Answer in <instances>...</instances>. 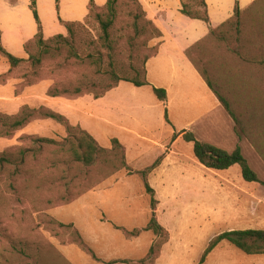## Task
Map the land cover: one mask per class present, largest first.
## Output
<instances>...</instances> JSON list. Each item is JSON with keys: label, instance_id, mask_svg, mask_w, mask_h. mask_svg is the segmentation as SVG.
<instances>
[{"label": "crops", "instance_id": "obj_1", "mask_svg": "<svg viewBox=\"0 0 264 264\" xmlns=\"http://www.w3.org/2000/svg\"><path fill=\"white\" fill-rule=\"evenodd\" d=\"M91 1L103 7L109 0H0L2 47L26 59V45L40 29L45 40L68 36L67 24L84 23ZM139 1L160 31L157 54L145 65V86L121 81L100 97L52 96L53 81L23 86L0 57V77H6L0 81V126L5 128L1 119L19 118L25 109V116L30 112L33 116L10 136L0 135V154L21 146L22 138H66L65 125L37 112L45 111L80 127L101 148L111 149L113 141H119L133 170H121L73 202L50 210L58 222L73 225L97 257L75 246L65 248L67 260L74 264L145 259L158 239L145 230L153 214L168 233L155 264H198L214 237L229 231H264V194L257 191L258 183L246 182L239 165L221 171L205 167L195 157L194 144L184 139L193 133L199 141L228 152L240 147L244 156L243 146L250 147L233 125L232 129L224 126L230 117L188 56L193 46L208 37L209 25L182 14L181 0ZM205 1L211 27L218 28L233 17L236 0ZM256 1L239 0L241 10ZM155 88L166 91V101L157 98ZM143 177L154 191L155 209ZM135 230L140 234L129 237L125 232ZM228 244L220 243L204 264H232L237 254ZM249 257L254 264H264V255Z\"/></svg>", "mask_w": 264, "mask_h": 264}, {"label": "rangeland", "instance_id": "obj_2", "mask_svg": "<svg viewBox=\"0 0 264 264\" xmlns=\"http://www.w3.org/2000/svg\"><path fill=\"white\" fill-rule=\"evenodd\" d=\"M185 1L199 11L200 0ZM131 12L137 14L130 0H120L108 46L100 39L101 29L94 18L81 23L84 27H76L67 43L46 40L40 45L33 41L26 46L27 61L12 75L23 80V86L51 80L59 92L73 95L77 89L99 95L115 86L108 73L112 70L119 78H143L146 60L156 52L160 35L144 19L140 21L142 32L136 35ZM240 21L237 36L233 31L226 42L208 36L191 57L214 91L230 104L236 121L226 112L232 121L225 120L224 126L233 125L239 138L249 142L250 147L243 146L245 157L264 181V0L242 10ZM99 55L103 59L97 63ZM89 56L95 58L89 60ZM8 128L0 126V133ZM20 145L0 154V264H74L67 260L64 249H82L76 244L74 229L51 221L49 200L61 195L77 198L87 192L115 169L108 162L113 156L103 155L96 166L85 167L74 161L69 147L37 143L34 138H22ZM28 149L31 152L25 156L20 154ZM205 178L209 177H199ZM65 183L70 184L68 192ZM255 187L264 194L260 184ZM232 249L237 254L232 264L240 259L242 264H254L249 260L254 258Z\"/></svg>", "mask_w": 264, "mask_h": 264}, {"label": "trees", "instance_id": "obj_3", "mask_svg": "<svg viewBox=\"0 0 264 264\" xmlns=\"http://www.w3.org/2000/svg\"><path fill=\"white\" fill-rule=\"evenodd\" d=\"M119 2L120 0H109L105 6L98 7L94 4L93 1H91L89 5V15L87 18H94L96 22L99 24L100 29H101V34H102L100 39L103 40L105 46H108L110 43V36H111L110 32L115 22L118 19ZM181 2H182V10H181L182 14H184L185 16L191 19L201 20L209 25L210 32L208 36H213V37H216L218 40L226 42L229 40L230 37H233V31H235L236 36H237V33L238 34L240 33V24H241L240 19L242 15V10L240 8L239 0H236L233 17L230 18L228 21H226L221 26H219L218 28H213L210 26V17H209L208 8H207V4L205 0L199 1V11H193L190 8V5L185 0H181ZM130 3H131V6L137 12L136 15L133 14V12L129 13L133 17V28L136 32V35H139L142 32L140 28V21H142L143 19H144V22H146L147 26L152 28L154 32H157L160 35V31L157 28V26L152 21H149L146 18V12L143 8V5L140 3V1L130 0ZM32 8L34 11L35 19L39 23L40 22L39 16H38L37 11L35 10V2H33ZM76 27L82 28L84 26H82L81 23H69L67 24L69 37L57 36L52 39H49L48 42H51L53 40H60L64 43H67L69 41V38L74 35V29ZM33 41H36L40 45L45 44L44 41L46 40L43 37L41 29L39 30V33L35 37V39L30 41L28 44H31ZM201 42L197 43L195 46H193L188 51V56L191 59V61H192V57H191L192 51L197 46H199ZM157 51H158V48L156 52L146 60V63L150 58H152L153 56L157 54ZM0 54L6 59L7 63L10 65L11 67L10 72L20 67L23 63L27 61L25 59L15 57L14 55L8 53L2 47L1 33H0ZM30 58H32V56ZM87 58L90 60V59H94L95 57L89 56ZM102 59L103 58L101 56L100 57L97 56L96 58L97 63L102 62ZM193 63H194V60H193ZM108 73L109 75H111L112 78H114L116 85L119 84L121 81L130 82L137 87H142L148 84V81L146 79V72H144L143 78L141 79L137 78V79H132V80L126 79V78H119L117 73L113 70ZM5 78H6L5 76L0 77V81H4ZM206 81L209 87L214 91L211 82L208 79H206ZM115 86L110 87L104 93L99 94V95L93 94V93H82L81 89H77L74 95L70 94L68 91L61 93L58 91V89H56V87L53 86L50 90V94L52 96H65V97H71V98L85 95V94H93L95 95V97H100L104 95L106 92H108L109 90H111L112 88H114ZM154 93L159 100L161 101L167 100V93L164 89L155 88ZM216 95L221 101L226 112L236 121V116L231 110L230 104L223 97H221L218 93H216ZM26 112L27 110L25 109L21 117L16 118V119L7 118L8 122L10 121L9 122L10 126L8 125V122H5L4 125L7 128L9 126V128L6 131V133H3V134L0 133V135L10 136L12 134V131L16 130L17 128L23 127L29 120H31V118L33 117L32 112H30V114H27V116H25ZM37 112L40 114H43L44 117H49V118L55 119L58 122L62 123L63 125L66 126V131H67V137L62 142H57L53 139L34 138L37 143H47V144H52V145H57V146H63V148L69 147L68 150L70 151V154L73 157L74 161L82 163L85 167L96 166L98 164V161L101 160V156L103 155L113 156L112 159H110L108 162L112 163L115 169L110 174H108L106 177H102L101 179L97 180L95 184L92 186V188H95L96 186L101 184L104 180H106L107 178L111 177L112 175L116 174L117 172L121 170L126 169L130 173H133V170L128 166L126 162L125 149L119 143V141L114 140L112 143L111 149L101 148L91 135H89L86 131H84L80 127L72 126L63 116H60V115H57L51 112H44V113L42 111H37ZM166 119L168 120V113L166 114ZM184 139L185 141L194 144L195 157L205 167L212 169V170L221 171V170H227L234 165H239L242 169V175L246 182L258 183L264 188V181L260 179L256 171L250 166L248 160L243 155L240 147L236 148V150H234L233 152H228L213 144L199 141L193 133L186 134L184 136ZM28 152H31V149L23 150L21 151L20 154L22 156H25ZM104 161H107V159H104ZM158 164H159V161L155 163L153 168L156 167ZM141 174L146 175V172H143ZM143 178L145 179L146 190L152 196V207L153 209H155L157 202L154 199V191L149 186L147 182V177H143ZM69 187H70L69 183H65L63 185V188L66 192H68ZM92 188H90L89 190H91ZM83 194L84 193H82L81 195ZM81 195H78L76 197L78 198ZM75 199H76L75 197H71L69 195H63V196L61 195L59 198L55 200L50 199L49 206L51 208H54V207L56 208L59 206L67 205L73 202ZM54 220L51 219L52 222L59 225L60 227L74 229V235L76 236V239H77L76 244L82 249V251L86 252L87 254L91 255L94 259L97 260V257L95 256L93 251L89 248V246L83 240L79 231L75 229L73 225H65L63 223H60ZM145 230L153 231L154 234L158 237L157 241L152 246L147 257L137 262L122 261V263L155 264V261L160 254L161 248L168 240V233L165 229L159 226L157 219L155 217V214H153L151 222L149 223V225L147 226ZM125 232L127 236L132 237V236H136L140 234L141 230H135L133 232H129V231H125ZM223 241L229 242L239 251H241L242 253L248 256L264 255V231L263 230L229 231V232H224L214 237L211 240V242L209 243L207 249L203 253L198 264H204L208 256L211 254V252Z\"/></svg>", "mask_w": 264, "mask_h": 264}]
</instances>
